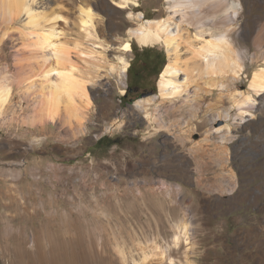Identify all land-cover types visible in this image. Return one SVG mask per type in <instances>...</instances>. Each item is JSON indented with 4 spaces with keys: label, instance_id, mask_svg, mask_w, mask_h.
<instances>
[{
    "label": "rangeland",
    "instance_id": "374dc122",
    "mask_svg": "<svg viewBox=\"0 0 264 264\" xmlns=\"http://www.w3.org/2000/svg\"><path fill=\"white\" fill-rule=\"evenodd\" d=\"M118 1H31L36 11L63 15L57 23L62 41L82 40L95 50L88 61L80 60L95 75L94 103L88 130L80 136L59 124L30 125L26 116L33 107L26 101L17 103L15 119L0 121V264H124L121 248L127 264H134L133 258L141 260L140 242L167 246L173 225L185 218L192 220L195 233L194 264H264V99L258 97L255 117L233 126L234 139L221 145L197 143L213 125L228 122L211 120V114L232 105L227 98L219 102L217 93L200 99L195 122L204 124L184 137L148 120L145 110L124 99L130 69L121 75L111 64L121 54L134 62L137 52L151 48L163 54L165 67L168 54L162 44L132 40L135 49L129 52L122 46L130 27L141 22L130 17L131 11L162 17L170 13L168 2L139 0L121 8ZM242 2V26L264 27V0ZM82 5L100 15L96 36L85 38L81 32ZM27 20L23 14L15 26ZM255 35H239L238 46L262 55ZM22 48L28 50L11 39L0 43V80L17 75L18 66L29 62L18 59ZM260 59L247 60L239 88L248 89ZM155 99L149 105L153 114L157 107L167 120L189 114L180 100ZM36 136L43 139L34 142ZM102 137L108 139L98 145ZM257 190L261 194L254 198ZM184 249L173 251L174 264H184Z\"/></svg>",
    "mask_w": 264,
    "mask_h": 264
},
{
    "label": "bare ground",
    "instance_id": "6f19581e",
    "mask_svg": "<svg viewBox=\"0 0 264 264\" xmlns=\"http://www.w3.org/2000/svg\"><path fill=\"white\" fill-rule=\"evenodd\" d=\"M31 1L35 0H0V43L11 39L15 45L22 44L28 50L18 49V59H30L28 63L18 66L17 75H5L0 80V121L15 119L17 103L26 101L33 107L26 116L30 125L44 129L47 125L59 124L72 136H80L88 130V114L94 103L90 85L95 78L94 73L86 69L80 60L88 61L87 57L92 56L95 50L82 40H75L72 44L62 41L57 23L63 15L56 11L50 14L36 11ZM138 1L119 0L118 6L122 8L132 2L137 4ZM167 2L170 13L162 17L147 18L143 11L130 12V17L141 22L136 27H130L122 49L125 52L132 51V40H136L143 46L162 44L168 54V61L159 79V93L154 97L140 98L134 104L145 110L147 119H154L160 128L173 134L178 132L184 137L183 134L194 132L204 124L202 120L195 122L199 116L200 99L217 93L219 102L227 98L232 105L211 114V120L216 122L225 119L228 122L213 125L206 137L197 143L203 145L215 142L221 145L232 141L235 137L233 126L254 118L252 109L261 104L260 97L264 99L263 26L256 30L242 26V0ZM23 14H27L28 20L23 27H16L17 20ZM99 16L91 6L80 7L78 23L85 38L96 36ZM254 32V42L262 55L250 54L248 48L238 46L239 35L250 37ZM248 59L252 63L260 59L262 63L253 70L248 89L243 90L238 87V83L246 71ZM130 63L121 54L118 62L111 64V69L125 75ZM17 94L18 102L15 101ZM160 95L170 102L182 101L189 106V114L167 120L160 107L153 114V111H149V105ZM176 108L173 106V109ZM233 108L237 109V113H232ZM232 118L234 120L231 123L229 120ZM42 139L36 136L34 142ZM190 214L187 213L188 216ZM173 226L175 233L172 243L164 246L157 240H152L150 244L140 242L141 260L133 258V263L174 264L176 258L173 251L184 247V264H194L195 255L192 254L196 252L197 246L192 220H178ZM123 250L121 248L119 251L124 264H127L128 256Z\"/></svg>",
    "mask_w": 264,
    "mask_h": 264
},
{
    "label": "flooded vegetation",
    "instance_id": "af4514ba",
    "mask_svg": "<svg viewBox=\"0 0 264 264\" xmlns=\"http://www.w3.org/2000/svg\"><path fill=\"white\" fill-rule=\"evenodd\" d=\"M162 57L161 52L152 49L135 54L134 62L129 66V82L123 93L126 101L144 98L145 92L158 94L160 73L165 64Z\"/></svg>",
    "mask_w": 264,
    "mask_h": 264
},
{
    "label": "trees",
    "instance_id": "16d2710c",
    "mask_svg": "<svg viewBox=\"0 0 264 264\" xmlns=\"http://www.w3.org/2000/svg\"><path fill=\"white\" fill-rule=\"evenodd\" d=\"M147 18H150L146 15ZM133 49H135V46H133ZM151 48H144L143 51H147V50H150ZM108 139V137H102L99 141H98V145H101L103 144V142ZM109 140H112L111 138H109ZM113 141H116L118 142V140H113Z\"/></svg>",
    "mask_w": 264,
    "mask_h": 264
},
{
    "label": "crops",
    "instance_id": "0c3cea01",
    "mask_svg": "<svg viewBox=\"0 0 264 264\" xmlns=\"http://www.w3.org/2000/svg\"><path fill=\"white\" fill-rule=\"evenodd\" d=\"M261 194V192L259 191V190H257L255 193H254V195H255V197L254 198H257L258 197V195H260Z\"/></svg>",
    "mask_w": 264,
    "mask_h": 264
},
{
    "label": "water",
    "instance_id": "95a60500",
    "mask_svg": "<svg viewBox=\"0 0 264 264\" xmlns=\"http://www.w3.org/2000/svg\"><path fill=\"white\" fill-rule=\"evenodd\" d=\"M149 94H152L151 92H145V93H143V96H147V95H149ZM134 102V101H133Z\"/></svg>",
    "mask_w": 264,
    "mask_h": 264
}]
</instances>
